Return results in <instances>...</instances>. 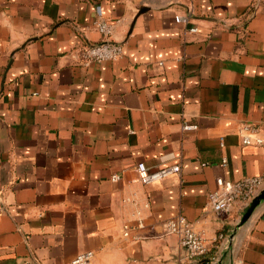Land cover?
<instances>
[{"label": "crops", "instance_id": "crops-1", "mask_svg": "<svg viewBox=\"0 0 264 264\" xmlns=\"http://www.w3.org/2000/svg\"><path fill=\"white\" fill-rule=\"evenodd\" d=\"M97 5L124 55L83 65L79 49L103 41ZM243 125L263 143L245 145ZM141 162L180 171L144 185ZM251 176L264 178V0H0V264H264V202L243 225L241 205L209 207L218 178ZM180 215L205 257L163 234Z\"/></svg>", "mask_w": 264, "mask_h": 264}, {"label": "built area", "instance_id": "built-area-1", "mask_svg": "<svg viewBox=\"0 0 264 264\" xmlns=\"http://www.w3.org/2000/svg\"><path fill=\"white\" fill-rule=\"evenodd\" d=\"M96 10L97 18L93 23V28L103 36V41L79 49L78 54L83 65H90L96 62L116 61L124 55L123 45L111 40L114 24L110 23L104 17L100 5H97ZM174 20L177 24L186 25L189 23L190 17L176 15ZM190 32H197V28H192ZM183 129L185 131H195L198 129V125L184 124ZM260 129L261 128L256 125H243L242 130L245 132L243 143L245 145L262 144V139L254 138L253 136L256 132L260 131ZM223 165H226V160L223 161ZM135 169L138 180L144 185L162 181L180 171L178 166L150 169L143 162L138 163ZM118 179L119 177L117 175L113 176V181ZM263 188V177H244L237 181H230L220 177L216 181V189L209 195V207L218 217L229 215L235 210L237 205H241L245 210ZM163 227V234L165 236L176 235L179 237L181 245L188 251L190 258H202L208 254L211 246L210 243L201 233L194 230L192 224H190L184 216L180 215L166 221ZM229 236L230 235L227 233H220L212 243H218L220 247L227 248ZM93 256L94 254L92 251L81 253L71 264H88Z\"/></svg>", "mask_w": 264, "mask_h": 264}, {"label": "water", "instance_id": "water-1", "mask_svg": "<svg viewBox=\"0 0 264 264\" xmlns=\"http://www.w3.org/2000/svg\"><path fill=\"white\" fill-rule=\"evenodd\" d=\"M264 202V188L260 191V193L251 201L248 207L244 210L243 216L240 219L239 225H243L246 223L257 210V208ZM234 233H231L229 236V242L227 248L231 246L234 240Z\"/></svg>", "mask_w": 264, "mask_h": 264}, {"label": "trees", "instance_id": "trees-1", "mask_svg": "<svg viewBox=\"0 0 264 264\" xmlns=\"http://www.w3.org/2000/svg\"><path fill=\"white\" fill-rule=\"evenodd\" d=\"M216 244H218V243H215L214 245H216Z\"/></svg>", "mask_w": 264, "mask_h": 264}]
</instances>
